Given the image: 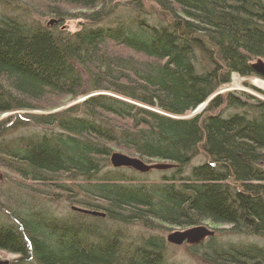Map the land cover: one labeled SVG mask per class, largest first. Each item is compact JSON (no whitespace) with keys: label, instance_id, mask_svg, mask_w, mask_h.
<instances>
[{"label":"trees","instance_id":"obj_1","mask_svg":"<svg viewBox=\"0 0 264 264\" xmlns=\"http://www.w3.org/2000/svg\"><path fill=\"white\" fill-rule=\"evenodd\" d=\"M26 1L0 0V115L92 95L59 112L0 118V168L15 188L1 213L0 249L18 255L9 264H170L160 238L128 239V224L209 223L264 236V100L217 94L192 117L169 116L195 108L234 72L254 74L250 61L264 59V0H147L152 12L146 0H41L59 22L82 19L73 32L26 19L18 7ZM116 45L142 57L113 54ZM221 105L225 114L209 113ZM110 144L176 166L145 182L109 167ZM199 148L207 160L183 172ZM37 184L79 191L88 208L103 201L114 228L102 235L92 215L76 211L68 226L44 222L22 197ZM247 248L204 258L264 264V250Z\"/></svg>","mask_w":264,"mask_h":264},{"label":"rangeland","instance_id":"obj_2","mask_svg":"<svg viewBox=\"0 0 264 264\" xmlns=\"http://www.w3.org/2000/svg\"><path fill=\"white\" fill-rule=\"evenodd\" d=\"M124 1L125 0L120 1V3H124ZM42 3H44V2L41 0H28L25 3H21L20 5H18V7L23 12V14H25L26 19L33 21V22H36V23H39L40 25L50 27V28L56 27L57 29L60 28L59 30H64V31H69V32L76 31L77 29L80 28V26L82 24V19L75 18V17H71V18L66 19L67 16L62 15L61 18H63V20L59 22L60 17H55L54 15H50L48 13V11L45 9L46 7H43ZM143 5H144V8L146 11L152 12V4L151 3L147 2V0H146L145 2H143ZM66 8H67L66 9L67 11L68 10H70V11L79 10V9H74V8H69V7H66ZM0 9H2L1 6H0ZM111 50H112L113 54L115 53V54L124 55V56L131 54L137 58L142 57L139 54H135V53H133V51H131L127 48H124L123 46H117L116 45V46H113ZM258 59H261L264 61V59L261 57H255L249 63L250 68H251V64L255 63ZM251 70L254 74L250 75V76H242V75L237 74L235 72L232 73L229 83L220 86L213 94L208 96L207 99H205L204 101L199 103L195 108H193L192 110L186 111L181 116H175V115H169V116H173L176 118L192 117V116L196 115L197 113L201 112L206 107L208 102L212 98H214L217 94L225 97L229 93L233 92V93H236V95H239L243 99L251 100V97H254V98L264 100V78L259 76L258 74H256L252 68H251ZM82 74H83L84 78H86L85 74L83 72H82ZM255 80L261 81L263 83L262 86L255 84ZM99 93H101V92H99ZM104 93H106V92H104ZM90 94H92V93H89V94H86L83 96H79L76 99L69 98V97H65V98L63 97L62 99L56 100L55 104L52 105L53 107H49L48 105L44 106V104H41L42 105L41 108L30 109V110H26V111L23 109H20V110H14L11 112H3L0 115V118L4 119L7 116H9L10 114H14V113L24 114L25 112H31V113H36V114H41V113L47 114V113H52V112L53 113L59 112V111L65 109L66 107H68L70 105L80 103V101L82 99H84L86 96H88ZM244 95L250 96V97L245 98ZM118 97H120V96H118ZM122 99H123V97H122ZM224 108H225V106L221 105V106L217 107L216 109H213L209 113H211V114L212 113L213 114H216V113L225 114L226 112L224 111ZM16 132H18V131H16ZM110 146L113 147L112 152L116 151V152H122L125 154H128V152H129V151L126 152L125 149H123L121 147H117L114 144H110ZM128 155L138 156V155H134L133 152L128 154ZM139 158H141V157H139ZM141 159H143V158H141ZM143 160L147 163H158L161 161V160H156V159H153V160L143 159ZM206 160H207L206 155L199 148L197 154L191 159V161L187 165L184 166L183 172H188L189 169L193 165L200 164L202 162H205ZM161 162L167 163L166 161H161ZM109 163H110V161H109ZM109 167L113 168V166L111 164L109 165ZM262 167L264 168V160L262 162ZM170 171H171V169L158 170V171L157 170H155V171L151 170L147 174H140L141 176H139V179H141L145 182H158L161 180L163 175H168L173 170L171 172ZM11 176L14 177L11 174H8V173L6 174L5 171L2 168H0V204L2 202H4L3 201L4 199L5 200L7 199V197H5V195H4L5 191L7 189H13L14 188L12 186L13 184H11V182L8 181V180H11L10 179ZM6 181H8V182H6ZM30 184H33V183L30 182ZM35 186H36V189L39 187L37 190L43 191L42 189H40L43 186H39L38 184ZM237 186H239V185L237 184ZM74 195L76 196V194H74ZM52 196L53 197L43 195L42 198L47 199L45 201H49L50 200L49 198H52L53 200L50 202V205L52 206V208H54L57 211L58 214H63V213L66 214L69 211H74V210H71L72 207H78V208H82V209L87 208L86 206L81 205L76 201H71V199H73V197L68 198L67 194H60L57 192L55 195H52ZM83 196H84V194L80 193L79 197L82 198ZM22 197L26 201L25 195ZM76 197H78V196H76ZM34 202L35 201H29V203L32 206H33ZM103 218H104L103 222L105 223V225H104L103 230L100 231V234L107 235L108 233H110L109 231H111V229L114 228L115 223H111V221H109L105 217H103ZM97 224H99V223H97ZM196 226L205 227L206 229L211 231V234H206L202 239H200L196 243H191L189 240H185L181 244H175V243H172V242L167 240V236L173 232H183L185 230H188V229H190L192 227H196ZM121 228L129 236L128 239L135 240L136 237H138L139 235H144V236L156 235L158 238H160V240L163 244L165 259L170 264H212L211 261H207L204 258L205 251L207 252V254H209V253H212L213 251H215L216 249H219V247H221V249H223V248L228 247L230 245L238 246L239 248L240 247H242V248L248 247L247 249H251L252 251L257 250V249H260L261 251L264 250V236L263 235L235 234L232 232L224 231L223 230L224 227L217 228L214 225H211L209 223L197 224V225H191V226H179V225H174V224H169V223H160V224L156 225L155 228H152V229H148L146 227H142V226L137 225V224L136 225L135 224H128V225H121ZM193 247H195V249H192ZM262 252L264 253V251H262ZM17 257H18V255L15 253H9L7 251H0V259L8 262L7 264H9L11 260L16 259Z\"/></svg>","mask_w":264,"mask_h":264},{"label":"bare ground","instance_id":"obj_3","mask_svg":"<svg viewBox=\"0 0 264 264\" xmlns=\"http://www.w3.org/2000/svg\"><path fill=\"white\" fill-rule=\"evenodd\" d=\"M255 84H257L259 86H262L263 83L261 81H259V80H255ZM90 95H92V94H90ZM161 161H163V160H161ZM167 163H172V162H167ZM173 164H175V163H173ZM113 168H120V167H113ZM125 168H127V169H129L131 171H134L136 173V176H138V178H139V176H141L140 174H147L151 170H154V171L157 170V169H151V170H148V171H142L141 172V171L136 170V169H134V168H132L130 166H125ZM169 169H172V168H169ZM37 189H33V190L32 189H28L27 191L25 190L26 201H35L34 204H33V209L35 210L36 214L38 215L37 217H40L41 220H43L44 222L49 223V224H51V222L53 221V222H56L58 225L63 224V225L68 226L69 222H70V218L73 216V213H72L73 211H69L66 214L65 213L58 214L57 211L54 208H52V206L50 205V202L53 199L49 198L50 199L49 201H45L47 199H43L42 198V196L44 194L49 196V197H53L52 195H55L57 192L60 193V194H67V193L64 192V191H58V189L56 187L51 186V185H46V184H44V186L42 188H40V189L43 190L42 192L37 191ZM11 192H15V188L12 189ZM75 193H76V196H77L78 193H81V192H79V191L71 192L70 194H67L68 195L67 197L68 198L69 197H71V198L73 197V199H71V201H76L77 197L74 195ZM3 201L4 202H2L1 205H0V233L3 232L2 231L3 228H4L3 224L5 223V221L3 220L2 216H1V213L7 211L6 207H10V205L11 206L13 205L11 202H5V201H9L8 197H7L6 200L4 199ZM14 201H16V199H14ZM92 201H95L96 203H99V204L101 203L100 205H102V206H98L99 208H88V207L84 208V209L89 210L88 212H82V211L79 210L78 207H72L71 210H74V211H77V212H81L82 214L92 215V220L91 221L88 220V222H92L91 225L93 227L97 226L96 228H98L99 232H100L103 229V227H104V224L101 222V218L105 217V212H106L105 209H107V208H106V205H103V203H104L103 201H96L95 199H92ZM8 203H10V205ZM91 211L101 212L103 214H94V213H91ZM97 223H99V224H97ZM86 239H89V238L88 237L84 238L83 241H85ZM0 251H4V250L0 249Z\"/></svg>","mask_w":264,"mask_h":264},{"label":"water","instance_id":"obj_4","mask_svg":"<svg viewBox=\"0 0 264 264\" xmlns=\"http://www.w3.org/2000/svg\"><path fill=\"white\" fill-rule=\"evenodd\" d=\"M251 68L253 71L258 74L259 76L264 78V61L261 59H258L255 63L251 64ZM110 163L113 167H125L130 166L136 170L139 171H148L151 169H157V170H166L169 168H173L176 166V164L173 163H147L143 159L137 157V156H131L122 152H112L109 156ZM82 212H88L87 209L79 208ZM91 213L94 214H103L101 212L91 211ZM206 234H211V231L206 229L202 226H196L192 227L188 230H185L183 232H173L167 236V240L175 243V244H181L185 240H189L191 243H196L200 239H202ZM5 260H0V264H7Z\"/></svg>","mask_w":264,"mask_h":264}]
</instances>
